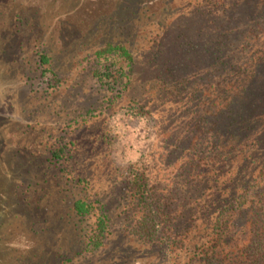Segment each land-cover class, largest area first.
Returning <instances> with one entry per match:
<instances>
[{
	"label": "trees",
	"instance_id": "1",
	"mask_svg": "<svg viewBox=\"0 0 264 264\" xmlns=\"http://www.w3.org/2000/svg\"><path fill=\"white\" fill-rule=\"evenodd\" d=\"M6 1L0 0V21L15 29L5 22ZM109 1V19L119 2L131 3L121 6L116 38L135 32L131 23L142 18L143 32L155 35L144 34L141 42L149 40L136 57L130 35L124 44H102L91 74L113 90L123 61L131 108L149 115L167 148L115 169L102 200L84 189L71 200L65 216L72 257L95 254L117 227L136 251L124 264H264V0H160L156 18L138 6L154 0ZM31 54L32 86L57 87L41 43ZM70 144L56 137L47 158L67 176L60 163Z\"/></svg>",
	"mask_w": 264,
	"mask_h": 264
},
{
	"label": "rangeland",
	"instance_id": "2",
	"mask_svg": "<svg viewBox=\"0 0 264 264\" xmlns=\"http://www.w3.org/2000/svg\"><path fill=\"white\" fill-rule=\"evenodd\" d=\"M159 1L138 6L156 18ZM119 3L110 19L109 0L5 3L10 16L5 22L15 29L0 21V264H124L125 258L135 256L132 244L116 227L98 252L72 257L74 237L65 216L82 189L88 197L102 200L113 185L115 169L167 148L165 134L157 131L149 115L131 108L134 90H126L123 61L124 71L113 90L110 81L101 86L91 74L94 49L102 44H124L122 38L130 35L136 57L149 40L141 42L143 18L137 26L133 19L135 32L116 38L114 29L123 25L125 13L121 6L127 2ZM36 43L51 56L50 66L60 79L57 87L46 91L32 86L31 50ZM58 136L72 142L69 158L60 163L70 171L68 176L47 161L48 148ZM76 176L83 182L72 183L70 177Z\"/></svg>",
	"mask_w": 264,
	"mask_h": 264
}]
</instances>
